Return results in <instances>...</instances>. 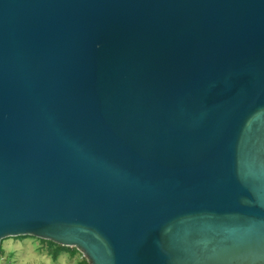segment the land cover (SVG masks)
<instances>
[{
    "label": "water",
    "instance_id": "1",
    "mask_svg": "<svg viewBox=\"0 0 264 264\" xmlns=\"http://www.w3.org/2000/svg\"><path fill=\"white\" fill-rule=\"evenodd\" d=\"M90 264H264V0H0V246Z\"/></svg>",
    "mask_w": 264,
    "mask_h": 264
},
{
    "label": "rangeland",
    "instance_id": "2",
    "mask_svg": "<svg viewBox=\"0 0 264 264\" xmlns=\"http://www.w3.org/2000/svg\"><path fill=\"white\" fill-rule=\"evenodd\" d=\"M0 248V264H79L84 258L79 251L74 256L64 251L54 258L49 254L48 246L33 237L8 238L3 240Z\"/></svg>",
    "mask_w": 264,
    "mask_h": 264
},
{
    "label": "trees",
    "instance_id": "3",
    "mask_svg": "<svg viewBox=\"0 0 264 264\" xmlns=\"http://www.w3.org/2000/svg\"><path fill=\"white\" fill-rule=\"evenodd\" d=\"M27 237H17L14 238L16 240H22L25 239ZM41 243H44L48 246V252L49 254H53L54 258H57L62 252H68L71 255H75L76 253H78V250L76 248H67V247H63L60 246L54 242L51 241H46V240H40L38 239ZM3 243V241L1 242V244ZM2 254V248H0V255ZM84 257V256H83ZM79 264H90L89 261L84 257L83 260L81 262H79Z\"/></svg>",
    "mask_w": 264,
    "mask_h": 264
}]
</instances>
